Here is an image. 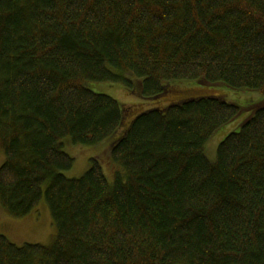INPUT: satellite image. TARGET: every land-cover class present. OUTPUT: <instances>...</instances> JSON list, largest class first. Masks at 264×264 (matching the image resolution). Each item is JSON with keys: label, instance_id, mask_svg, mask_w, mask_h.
Listing matches in <instances>:
<instances>
[{"label": "trees", "instance_id": "trees-1", "mask_svg": "<svg viewBox=\"0 0 264 264\" xmlns=\"http://www.w3.org/2000/svg\"><path fill=\"white\" fill-rule=\"evenodd\" d=\"M264 93V0H0V206L44 196L50 244L0 233V264H264V103L217 145L241 108L221 95L149 107L79 177L62 139L95 144L122 123V82L144 98L172 80ZM171 84V83H170ZM122 174V175H121Z\"/></svg>", "mask_w": 264, "mask_h": 264}, {"label": "rangeland", "instance_id": "rangeland-1", "mask_svg": "<svg viewBox=\"0 0 264 264\" xmlns=\"http://www.w3.org/2000/svg\"><path fill=\"white\" fill-rule=\"evenodd\" d=\"M170 83L167 85V93L151 99L141 97L136 92L128 91L127 89H130L129 86L122 82L85 81L84 84L91 90L116 98L122 104L124 118L115 130L95 144L86 145L74 143L69 136L64 137L62 139V149L73 157L74 161L69 169L62 170L61 173L67 177H79L88 169L91 164V159L95 158L101 166L108 183L112 185L117 173L121 172L124 178V170L112 159L110 154L111 145L121 136L135 115L152 106H164L173 101L208 94L221 95L226 100L238 104L240 108L242 107L241 112L234 119L220 126L207 142H205V155L210 161H214L216 159L218 143L229 132L236 130L256 106L264 103V93L253 89H234L221 84L209 85L184 79L172 80ZM4 160L5 154L3 151H0V165ZM46 186L47 182H44L42 185L43 195L41 199L24 216H10L0 206V233L4 234L10 241L17 245L28 242L42 244H50L53 242L56 227L44 196Z\"/></svg>", "mask_w": 264, "mask_h": 264}]
</instances>
